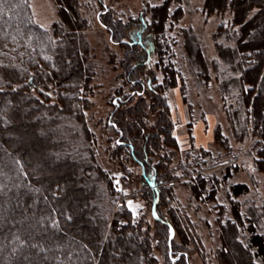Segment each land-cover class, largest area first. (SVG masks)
Returning a JSON list of instances; mask_svg holds the SVG:
<instances>
[{
    "label": "trees",
    "instance_id": "1",
    "mask_svg": "<svg viewBox=\"0 0 264 264\" xmlns=\"http://www.w3.org/2000/svg\"><path fill=\"white\" fill-rule=\"evenodd\" d=\"M54 1L59 21L50 30L34 22L29 0L0 2V264H157L152 253L155 242L168 264H191L186 245L176 242L181 231H186L171 207L173 180L165 163L168 159L164 157L160 164L151 160L155 153L178 149L167 93L178 86L184 89L185 84L172 61L167 26L178 17L171 16L170 6L185 1L166 0L155 9L148 8L146 13L151 18L147 20L143 14L137 20L131 19L132 26L115 20L110 10L100 16L112 41L126 51L120 66L122 78L133 94L120 96L113 104L109 126L120 129L118 148L125 150L141 170L147 201L157 215L153 219L157 231L152 237L134 222L127 209L111 214L114 216L108 229L110 212L101 206L99 186L104 185L111 197L113 179L84 157L71 159L64 153L69 150L66 141L48 140L54 139L61 115L81 118L87 105L79 93L88 89L94 77L89 42L83 34L90 29V22L83 17L79 0ZM244 1L206 0L205 9L213 14L230 8L234 14L232 27L238 30L230 32L221 27L216 38L224 36L234 41L235 47L219 44L218 52L222 59L228 58L227 63L238 66V91L258 138L255 166L264 172V0H247L249 9L241 7ZM258 3L263 7L255 6ZM100 5L105 11L102 2ZM69 7L72 13L66 15ZM253 10L257 12L250 16ZM256 23L262 27L261 32L252 29ZM145 33L150 40L144 39ZM184 37L186 49L194 61L198 60L195 38L188 31H184ZM152 54L157 56L156 68L163 74L161 83L151 72ZM50 91L57 94L54 103L44 95ZM135 95L139 96L137 100ZM150 115L156 116L157 122L148 131L146 120ZM25 117L31 120V141L27 144L11 137L24 134L21 126ZM45 125L55 131H46L40 138L34 127L43 129ZM2 127L11 130L3 132ZM215 137L228 148V140L219 130ZM27 147L36 149L39 165L34 156H29ZM58 153H64L63 157H56ZM85 172L95 173V184L75 191L74 184L84 179L81 174ZM206 181L210 180L201 179L193 186L197 198L205 193ZM231 192L240 197L249 190L246 185H235ZM239 208V204L232 207L235 222H220L222 249L218 251V264H228V245L237 254L236 264H257V258L264 264V236L256 226L250 224L247 228L248 247L239 241V227H244ZM115 245L120 253L110 250Z\"/></svg>",
    "mask_w": 264,
    "mask_h": 264
},
{
    "label": "rangeland",
    "instance_id": "2",
    "mask_svg": "<svg viewBox=\"0 0 264 264\" xmlns=\"http://www.w3.org/2000/svg\"><path fill=\"white\" fill-rule=\"evenodd\" d=\"M165 1L79 0L80 11L90 22V29L83 34L89 42V63L94 77L89 90L81 89L79 93L87 105L83 109V116L76 119L61 115L57 119L54 139H48L50 142L61 139L66 141L69 150H64V153L71 159L79 161L84 157L113 179L114 189L109 191L111 197H108L104 185L99 186L101 206L106 212H110L107 215L108 229L110 219L114 216L111 217V214L127 209L132 212L134 222L141 224L151 237L157 231L153 222L157 215L154 207L151 208L147 201L141 170L125 150L118 148L120 129L109 126L111 114L114 112L113 104L117 103L120 96L133 94L132 87L122 78L124 71L120 66L126 51L112 41L107 29L101 25L100 16L110 10L115 20L121 21L124 26H130L131 19L137 20L143 14L149 20L151 15L146 10L155 9ZM184 1L170 6L171 16L175 14L178 17H173L167 26V36L174 53L172 61L185 84L184 89L178 86L167 93L174 124L173 135L178 149L155 153L151 160L160 164L164 157L168 159V164L165 163L173 180L170 184L171 207L186 231L185 234L181 229V238L176 239V242L186 245L191 264H218V251L222 249L220 222H235L232 214L234 204H239L242 223L244 222V227H239L238 234L242 245L249 246L247 228L250 224L256 226L257 232L264 236V172L258 171L255 166L258 160V138L253 133L250 117L238 91V66L231 61L227 63L228 58L222 59L218 52L219 44L235 47V42L224 36L219 40L216 38L221 27L230 32L238 30L237 27H232L234 14L230 8L222 13H209L205 9L206 0ZM100 2L106 8L105 11L101 10ZM29 5L34 22L43 30H50L59 21L58 6L54 0H29ZM255 6L263 7V4L258 3ZM241 7L249 9V2L244 1ZM71 11L69 7L66 15H70ZM256 12L257 10H253L250 16ZM252 29L255 33L262 31L259 23L254 24ZM184 31L190 32L196 40L199 48V58L196 61L185 47ZM144 39L148 41L150 36L145 33ZM147 46L152 50L151 43ZM151 59V72L161 83L163 74L156 68L157 56L152 54ZM44 95L53 103L56 101L57 94L50 91ZM144 95L148 100L151 99L150 95ZM138 97L135 95V100ZM156 118L150 115L146 120L148 131L155 126ZM24 119L25 123L21 126L24 134L21 137L16 134L11 137L16 142L27 144L31 141V120L26 117ZM1 130L6 132L11 129L2 127ZM34 130L40 138H43L46 131H55L46 125L43 129L34 127ZM217 130L228 140V148L217 142ZM40 141L43 142L44 139ZM34 150L36 149L27 147L26 151L29 156H34L39 165L38 153ZM64 153L55 155L62 158ZM50 156L52 157L51 154ZM89 174H81L84 179L76 181L75 191L82 186L90 189L95 184V173ZM201 179L210 181H206L205 193L197 198L193 194V186L200 183ZM235 185H246L249 192L235 197L231 192V187ZM152 247L157 264H168L156 242ZM228 247L227 262L236 264L237 254L229 245ZM110 250L120 253L116 245L111 246ZM115 258L118 259L117 256ZM256 263L263 264L259 258Z\"/></svg>",
    "mask_w": 264,
    "mask_h": 264
},
{
    "label": "snow or ice",
    "instance_id": "3",
    "mask_svg": "<svg viewBox=\"0 0 264 264\" xmlns=\"http://www.w3.org/2000/svg\"><path fill=\"white\" fill-rule=\"evenodd\" d=\"M0 2H2V0H0Z\"/></svg>",
    "mask_w": 264,
    "mask_h": 264
}]
</instances>
